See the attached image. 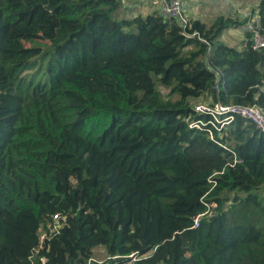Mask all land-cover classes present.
I'll return each instance as SVG.
<instances>
[{
	"label": "trees",
	"instance_id": "trees-1",
	"mask_svg": "<svg viewBox=\"0 0 264 264\" xmlns=\"http://www.w3.org/2000/svg\"><path fill=\"white\" fill-rule=\"evenodd\" d=\"M123 1L0 0V264H264V135L195 106L264 110L253 32L219 41L264 0L186 30Z\"/></svg>",
	"mask_w": 264,
	"mask_h": 264
},
{
	"label": "built area",
	"instance_id": "built-area-1",
	"mask_svg": "<svg viewBox=\"0 0 264 264\" xmlns=\"http://www.w3.org/2000/svg\"><path fill=\"white\" fill-rule=\"evenodd\" d=\"M155 2L158 5L160 14L165 19L177 20L183 27V29L186 30L190 22L183 9V0H155ZM259 26L260 20L258 19V17H254L246 25L242 26L240 30L243 33L253 32L254 49L264 50V37L261 36L257 29L259 28ZM196 112L212 116L213 120H211V124L218 130L233 121L235 115H239L242 118L252 121L257 126L260 133L264 135V110L260 107H233L217 103L213 106H197ZM204 125L205 123L201 120H196L191 123V127H196L199 129H201ZM64 222H66V218H64L62 215H55L53 217V223L51 226V231L53 232V234L49 235V233L44 232L41 235V242L43 243L46 239H51L54 235L59 234ZM195 224L196 226H198L199 217L196 218ZM116 258L117 257H115L114 259ZM129 258L130 261L126 264L134 263L137 260L135 255H131ZM43 261L45 262V260ZM93 263L102 264L104 263V261L92 258L89 260L88 264Z\"/></svg>",
	"mask_w": 264,
	"mask_h": 264
},
{
	"label": "rangeland",
	"instance_id": "rangeland-1",
	"mask_svg": "<svg viewBox=\"0 0 264 264\" xmlns=\"http://www.w3.org/2000/svg\"><path fill=\"white\" fill-rule=\"evenodd\" d=\"M223 0H186L183 1V9L188 16V18L195 15V13L199 12V16L205 17L204 20L209 23L210 25L216 21L221 16H230L234 15L239 16L240 18L247 19L252 18L251 13L254 8V0H245L246 2H242L241 0H231L229 3L230 6L226 7V11L228 12V9L231 8V10L228 13H218V11L214 12L213 8L216 7L218 3L222 2ZM226 1V0H225ZM155 0H124L123 1V7L126 9H133L136 10L138 13H142L143 15L150 14L154 12L157 8V6L154 4ZM257 2V0H256ZM246 3V9L243 4ZM244 9V10H243ZM246 12V13H245ZM130 17V14H127ZM195 18V17H194ZM240 31V33H239ZM228 29L224 32L221 39L219 41H222L224 44L239 48L241 47L242 41L244 40L243 32L239 29ZM201 105H210L206 100H200L195 106H201ZM95 254L99 256V258L103 261L104 256V250L103 249H96Z\"/></svg>",
	"mask_w": 264,
	"mask_h": 264
},
{
	"label": "crops",
	"instance_id": "crops-1",
	"mask_svg": "<svg viewBox=\"0 0 264 264\" xmlns=\"http://www.w3.org/2000/svg\"><path fill=\"white\" fill-rule=\"evenodd\" d=\"M183 1H186V0H183ZM242 2L244 1V2H246L245 0H241ZM254 1H256V0H254ZM259 0H257V2H258ZM231 2V0H223L222 2H220V3H218V4H216L217 6L216 7H214L213 8V10H214V12H216V11H218V13H228L230 10H231V8H229L228 9V12H225L226 11V7H229L230 6V3ZM245 7H243V8H245L246 9V3H244L243 4ZM226 8V9H225ZM244 10V9H243ZM246 13V12H245ZM195 17V18H194ZM192 18H194V19H201L202 21H204V22H206L205 20H204V18L205 17H203V16H199V12H197V13H195V15H193L192 16ZM239 31V30H238ZM239 33H240V31H239Z\"/></svg>",
	"mask_w": 264,
	"mask_h": 264
}]
</instances>
